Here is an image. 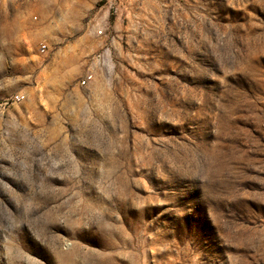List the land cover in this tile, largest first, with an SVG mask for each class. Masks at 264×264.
I'll list each match as a JSON object with an SVG mask.
<instances>
[{
    "label": "rangeland",
    "instance_id": "1",
    "mask_svg": "<svg viewBox=\"0 0 264 264\" xmlns=\"http://www.w3.org/2000/svg\"><path fill=\"white\" fill-rule=\"evenodd\" d=\"M0 264H264V0H0Z\"/></svg>",
    "mask_w": 264,
    "mask_h": 264
},
{
    "label": "built area",
    "instance_id": "2",
    "mask_svg": "<svg viewBox=\"0 0 264 264\" xmlns=\"http://www.w3.org/2000/svg\"><path fill=\"white\" fill-rule=\"evenodd\" d=\"M45 49H46V44L42 43L41 44V51H45ZM83 83H85V81H83Z\"/></svg>",
    "mask_w": 264,
    "mask_h": 264
}]
</instances>
